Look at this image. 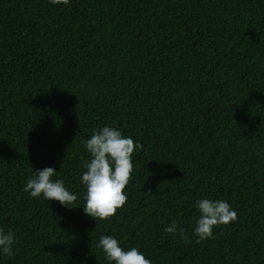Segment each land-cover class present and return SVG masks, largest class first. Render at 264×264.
I'll return each instance as SVG.
<instances>
[{"label":"trees","instance_id":"trees-1","mask_svg":"<svg viewBox=\"0 0 264 264\" xmlns=\"http://www.w3.org/2000/svg\"><path fill=\"white\" fill-rule=\"evenodd\" d=\"M104 125L143 147L95 222L79 177ZM44 167L71 208L22 191ZM205 197L236 221L196 243ZM0 229V264H106L100 235L152 264H264V0H0Z\"/></svg>","mask_w":264,"mask_h":264},{"label":"clouds","instance_id":"clouds-1","mask_svg":"<svg viewBox=\"0 0 264 264\" xmlns=\"http://www.w3.org/2000/svg\"><path fill=\"white\" fill-rule=\"evenodd\" d=\"M53 5H68L69 0H49ZM142 144L134 142L130 136L108 125L93 129L91 135L83 141V149L89 159L82 162L84 171L80 174V184L83 186L82 211L96 221H107L118 209L126 205L128 185L133 171V153L140 152ZM23 185L22 191L30 198L44 201H56L62 207L71 208L76 201V193L70 192L61 179H54L57 171L44 167L32 171ZM193 207L198 216L192 229L196 243L211 239L213 228L218 225H228L236 221V212L228 202L207 197L196 199ZM164 233L179 235L184 239V230L171 221L163 228ZM14 235L11 231L0 229V256L13 255ZM96 248L104 254L106 264H152L145 254L137 247L127 250L119 246L118 240L112 235H100Z\"/></svg>","mask_w":264,"mask_h":264}]
</instances>
